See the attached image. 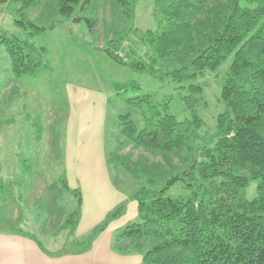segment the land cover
Wrapping results in <instances>:
<instances>
[{
	"label": "trees",
	"instance_id": "obj_1",
	"mask_svg": "<svg viewBox=\"0 0 264 264\" xmlns=\"http://www.w3.org/2000/svg\"><path fill=\"white\" fill-rule=\"evenodd\" d=\"M137 2L0 0L27 31L22 36L0 27V45L16 75L40 73L50 68L47 47L32 37L62 19L84 20L96 37L102 34L108 55L135 71L180 83L192 108L203 101L198 79L232 56L222 80L226 109L213 132L195 109L179 120L168 100L139 92L137 83L115 84L120 108L107 164L121 178L134 179L137 188L129 199L137 202L138 215L115 237L128 246H113L142 255V264H264V0H154L155 30L134 25ZM129 147L153 158L144 153L134 159L132 152L123 153ZM252 181L257 192L250 198ZM178 183L179 193L172 195ZM75 193L81 208L82 194ZM127 206L125 201L111 210L88 239L76 237L79 217L70 218L61 228L67 230L61 250L38 242L58 255L89 251Z\"/></svg>",
	"mask_w": 264,
	"mask_h": 264
},
{
	"label": "rangeland",
	"instance_id": "obj_2",
	"mask_svg": "<svg viewBox=\"0 0 264 264\" xmlns=\"http://www.w3.org/2000/svg\"><path fill=\"white\" fill-rule=\"evenodd\" d=\"M33 15L36 16L37 12ZM107 15L110 16V9ZM73 18L62 19L53 29L32 37L36 44L47 47L45 60L50 68L40 73L16 75L0 45V229L21 230L35 236L53 252L64 246L67 230L61 228L65 222L70 218L77 220L79 217V221L83 218L82 189L75 190L63 182L67 180L68 183L65 170L68 122L73 110H78L77 106H73L71 91L84 89L107 95L106 109L104 112L101 108L97 109L96 115L105 117V149L109 154L112 147L110 130L120 108L116 83H137L139 92L149 93L158 101L168 100L171 113L179 120L191 117L195 109L204 120L205 127L213 132L219 115L226 109L222 99V80L232 61L231 56L217 71L206 72L198 79L203 86V101L192 108L183 99L187 89L180 83L156 78L117 62L103 49L102 34L96 37L86 21L76 22ZM134 25L140 29H157L154 0H138ZM0 27L22 36L27 32L15 24L12 11L2 5ZM99 29L102 30V25ZM91 106L93 103H90ZM126 152H132L134 159L144 153L153 158L143 149L129 147L123 151ZM108 167L117 190L127 196L136 190L132 177L124 174L121 178L112 165ZM256 185V181H252L247 188L250 198L256 195ZM180 187L179 183L173 186L171 194L177 195ZM75 191L82 194L81 208ZM135 219L122 218L113 229H110L113 221L108 225L105 232L111 240L113 238L115 247L128 246L127 242L117 244L115 237ZM97 225L80 238L89 237ZM63 229L71 228L65 225ZM106 241L108 238L104 236L102 243ZM69 246L75 247L72 244ZM142 262L136 263L133 258L120 262L106 258L100 264Z\"/></svg>",
	"mask_w": 264,
	"mask_h": 264
},
{
	"label": "crops",
	"instance_id": "obj_3",
	"mask_svg": "<svg viewBox=\"0 0 264 264\" xmlns=\"http://www.w3.org/2000/svg\"><path fill=\"white\" fill-rule=\"evenodd\" d=\"M70 97L78 110H73L68 122L65 170L69 186L75 190L81 188L83 192V218L76 227V235L80 237L118 204L128 202L127 211L112 222L110 229L122 218H137L138 206L136 201L129 199L130 195L116 189L107 164L106 121L103 115H96L97 109L101 108L102 112L106 109L107 95L73 89ZM90 103H93L91 108ZM105 231L94 241L89 251L58 255L43 249L38 242L41 239L35 236L0 229V264H100L106 258H113L117 262L132 258L136 263L143 260L140 254H123L115 250L113 238L111 240ZM104 236L108 241L102 243Z\"/></svg>",
	"mask_w": 264,
	"mask_h": 264
}]
</instances>
